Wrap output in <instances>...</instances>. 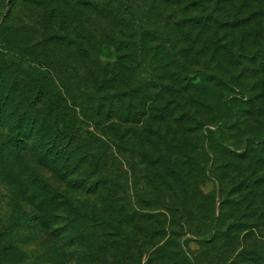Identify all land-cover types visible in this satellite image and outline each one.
Returning a JSON list of instances; mask_svg holds the SVG:
<instances>
[{
    "label": "rangeland",
    "instance_id": "374dc122",
    "mask_svg": "<svg viewBox=\"0 0 264 264\" xmlns=\"http://www.w3.org/2000/svg\"><path fill=\"white\" fill-rule=\"evenodd\" d=\"M96 1L0 0V264H264V0H135L141 40ZM35 86L77 135L60 179L39 135L7 142L52 124ZM34 174L60 236L32 222Z\"/></svg>",
    "mask_w": 264,
    "mask_h": 264
},
{
    "label": "trees",
    "instance_id": "16d2710c",
    "mask_svg": "<svg viewBox=\"0 0 264 264\" xmlns=\"http://www.w3.org/2000/svg\"><path fill=\"white\" fill-rule=\"evenodd\" d=\"M13 1L10 0V4ZM98 1L90 4L89 7L95 10L98 15L110 17L116 24L126 26L132 32L130 34L132 37L141 40L144 33L156 32L157 24L145 23L143 20L147 18L146 12L149 13V10L140 9L135 0H101V4ZM158 2L166 3V0H147L146 5L151 10L157 6ZM132 47L135 48L133 45ZM46 91L48 90L43 86H35L34 97L39 96L37 103L43 104L45 112L47 108L49 109L48 114H51L52 124L47 126L44 120L42 123L41 115L38 113H35L30 120L19 118L15 124L16 134L13 138H7V142L10 143L11 148L22 150L28 148L27 140L39 135L42 145L39 142L34 147V150L38 152V161L41 165L51 169L60 179L68 173H73L80 163V158L76 157L77 148H79L78 139H75L77 135L74 132V127L70 126L69 120L64 116L62 90L60 89L57 93ZM3 104V102L0 103V111L3 109ZM1 117L3 115L0 113ZM32 178L35 181L33 182L35 183L34 187H37L38 190L34 193L31 192V196H28L27 205H31L33 211L40 214H37L34 217L36 219L32 222L46 226L54 224L55 228L52 231L56 236H60V226L57 227L56 224L60 222L49 221V219L59 216L60 191L55 189L53 191V187L48 181L40 180L35 174ZM66 255L61 251L60 258L56 260H59L60 263L64 262ZM48 259L46 260L47 264H52V260Z\"/></svg>",
    "mask_w": 264,
    "mask_h": 264
}]
</instances>
